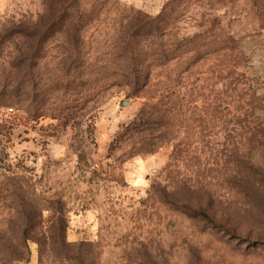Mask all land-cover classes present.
<instances>
[{
	"label": "rangeland",
	"instance_id": "obj_1",
	"mask_svg": "<svg viewBox=\"0 0 264 264\" xmlns=\"http://www.w3.org/2000/svg\"><path fill=\"white\" fill-rule=\"evenodd\" d=\"M0 90V264H264V0H0Z\"/></svg>",
	"mask_w": 264,
	"mask_h": 264
},
{
	"label": "trees",
	"instance_id": "obj_2",
	"mask_svg": "<svg viewBox=\"0 0 264 264\" xmlns=\"http://www.w3.org/2000/svg\"><path fill=\"white\" fill-rule=\"evenodd\" d=\"M132 62V60H131ZM141 76L140 74V70L137 71V74L135 76L136 79H139ZM7 92V91H6ZM9 93H5V90H0V103L4 100V98L8 95ZM145 124V121L143 120V118H139L138 120L136 119V121H134L133 123H131L128 127V129H135L141 125Z\"/></svg>",
	"mask_w": 264,
	"mask_h": 264
}]
</instances>
